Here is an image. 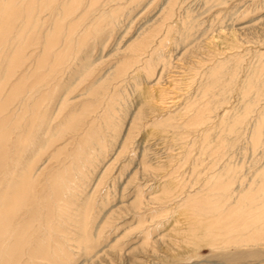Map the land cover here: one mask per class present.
<instances>
[{
  "label": "rangeland",
  "instance_id": "rangeland-1",
  "mask_svg": "<svg viewBox=\"0 0 264 264\" xmlns=\"http://www.w3.org/2000/svg\"><path fill=\"white\" fill-rule=\"evenodd\" d=\"M27 1L28 0H25L24 4H18L17 5L18 8L20 5H23V6H21V8L23 7L22 10H21V8H19V10L16 9L17 11L21 10L20 12H17V16L21 15V18H22L21 12L24 10V8H27L26 4L29 2V1L28 2ZM53 1H55V3ZM89 1L90 0H82V1L80 0V2H78V0H72V1H70V0H40L39 3H41L40 6L42 7V10H41L42 12L40 13L41 14L39 16L40 18L37 17L38 23H39L38 24L39 29L37 28L38 31H36V34H34V32H33L34 35H32V33H29V36H28V37L31 36V38L33 36H35V37H33L35 39L33 41L31 38H28L29 42L26 44L27 46H24V48L23 47L22 48L21 47L16 48L18 51L17 53L21 52L20 54L16 55V58L21 56L20 57L21 60H24V58H25V60H24L25 62L23 61L21 63V60H20V63L23 65L18 63V65H16V64L14 65L16 68L14 66H13L14 68L11 67V70L13 72L12 75H11L12 72H10V70H8L10 73L7 71V73H9L7 75L10 77V80H9V77H8V79L6 78L7 77V75H6L5 81L3 80V82H5V83H1L2 84L1 85L2 90H0V93H2L0 96V98L1 97L2 98L0 100L4 101V102L0 101L4 104L3 105L2 103H0V112H1L0 113V117H1L0 118V124H1V121L3 120V125H4V123H6L7 126L8 125L10 126V127L8 126V129H7L6 124L4 125L5 126L4 128H2V124L0 125V127H1L0 130H1V132L3 131L2 133L1 132L0 133L4 135L3 136L0 134V136L4 137V138L0 137V143L4 142V144H1L2 146L0 145V151H1L0 154H4V157L3 158L1 157V159L6 160V158H7V160H9V162H7V160L5 161V166L3 163H2L3 165L0 164V179L2 180V182L0 181V192H2V193L5 192V190H6L5 188L10 186L13 183L12 179H16V175H18L17 172H20V170L24 167L23 165L26 164L24 162L25 161L27 162V160H28V162H30L31 159L35 160V163H36L35 167L38 166V168H36V169H39V172H38L39 174L37 175L39 177L35 180V186L37 187V185H38V187L36 189H38V190L41 189V191L43 190V179H42L43 178V150L40 151L41 153H39L38 152L39 150L37 149V146H39V145L38 144L34 145L35 143H37V142H35V140L37 138L38 139L36 141H38V140L43 141V117H42L43 112H41V111H43V91H42L43 90V85H42L43 79L42 80L40 79V78H43V75L41 74V72H39L40 73L39 74L38 71L42 70V73H43V70H47L48 66H51L50 64L53 62L54 56H52L51 59L49 60V58L51 56V55H49V57H47L48 60L45 63H39L38 61H35V60L40 57V55L43 51V50L42 51H40V50L43 48L42 42L44 41V39L51 33V29H56V27H53V26H55V24L53 25L52 23H55L58 20L56 25H62V26H59L62 28H58V26H57V28L59 30L56 29V31L60 34L59 37H58L57 32H55V31L53 32L55 36L57 34V38H56L57 41H56V39L54 40L56 44H55V49H53L52 51L54 53V51L57 49V52H59L60 50H62L60 53L66 52L65 53L66 56L63 59L64 65L62 62L61 64H59V67L57 66V69L55 71V72H57L55 77L56 76L57 77L55 78L54 81H56L58 78L61 81H63V79L64 80L67 79L68 74L70 73L71 69L74 66L76 67L77 65H79L81 63L80 61H82V63H84V61H83L84 57L85 58L89 57V59L92 62L94 61L93 62L94 66H92L90 69V70L93 69V71H91V73L89 72L87 77H86V75L83 76L82 80L78 82V84L80 85L79 88H81V89L76 87L79 90L75 89V92L72 94V96L81 92L82 89H84L93 80H95L97 78H100V77L103 78L104 77V79H107L109 77V74L111 73V71L113 72L114 67L117 66L119 63H120V66H127L126 68L127 69L129 68V70H131L133 68V65H134L133 63L136 61V60L133 61L134 60L133 56L135 57L137 55L142 54L141 56L143 57L146 54V52L148 50H150V47H152V46L157 47L161 51V53L166 56L167 59H170L171 64L173 63L172 65H174V66L170 67V69H168V70L163 71L161 68V65H159L158 68L156 65V69L153 72H148L147 68L144 69V67H141V70L138 73V75L139 74L140 75L136 79L127 78L128 79L127 81H125L123 83H119V80L121 81V78H119V80L117 79L116 82L114 81L115 83H112L111 84L112 86H110V88L107 90V91L110 90L109 91L110 94L113 91V93L116 94L117 99L120 98V101H118V103L116 104L117 108H116V113H115L116 117L120 120V122H119L120 126L118 125V127L116 129L117 131L115 132V134L118 137V138H116V140L112 139L113 137H112L110 130L106 134L105 140L108 143L107 147L105 148L106 157L103 159V162L99 165V167H97L95 169V171H94L95 174H94L93 180L91 182H89L90 187H88V192H90L89 190H91V194H92V201L91 202L93 203L94 208L97 211L96 216L98 217V222H100L101 220H103L104 218L107 217L108 221L111 223V225L108 227V229H105L103 231L104 236L102 235V238L95 241L96 244H95V242H93V244H91L90 247H93L94 252L91 253L90 255L86 256V255H84V250H83L84 248H79L77 245H73V243L69 244V245L68 244L65 245L63 243L61 244V242L59 241V242H56L57 245L60 244V246L58 247L55 245V243H54L55 241L52 242L50 240L49 243L48 242L46 243L47 244V247H46V244L43 243V241L35 242V239L38 238L39 235H40L39 237H41V234L43 236V232H42V230H43V220H42L43 216H42V214L43 213L42 214L36 213V215H38V217L35 215L34 218L31 220V223H30L31 228L28 231L29 233L27 232L26 237H25V238H27L26 239L27 240L26 245H28V244L29 245H28V247H26L25 245L22 246V248H21L22 249V251H21L22 255L20 254V256L15 259V261H18V262H15L14 259H11V260L8 259L7 261L2 262V256H0V262H2L0 264H5V263L6 264H8V263L9 264H34V263L35 264H37V263H39V264H56V263L57 264H264V243L263 242L261 243V245L257 244V245H249V246H240L239 244L231 243V244H227L225 247H222V244L221 245L219 244V246H218L219 248L218 247L214 248V247L209 246V243L206 242L207 241L206 239H202V240L200 239L199 241H197L198 239L195 240V238H192L189 234L186 233V230H184L185 228L186 229L188 228L187 224L189 223V221H188L189 216L187 217L186 214H184V216H183L181 214L182 211L179 208L181 205V203L179 201L183 197H185L187 195H193L192 197H197V196L200 197L202 195V192L197 193V191L202 190V188L204 187L203 185L205 184L207 179L209 177L217 175L218 174L217 171L221 167H223L224 164L225 165L228 164L230 167L232 166V168L236 167L239 170L237 173L238 174L237 178L235 179L236 185L234 183L233 188L238 189L239 187L241 188V187H245L246 185H249L252 182L251 179L253 177L254 178L256 177V173L255 174L253 173L254 169H255V171H257L261 166H263L262 168L264 169V141H263L264 136L262 137L263 144L261 143L260 144L261 146L259 145L257 148H255L256 146L252 145L251 129L245 130L244 128L246 127V124H244L242 126L243 128L240 129V132L238 134H232V135L228 136V137H232L231 140H233L234 142L232 141L233 143H231L230 146H222L221 147L222 152H220V154H214V153H211L209 150H207V151L204 150L205 148L202 147L203 139L201 137L202 134L200 131H195V129L193 130V128H192V130H190L191 128L187 129L184 126H181L180 128L178 127V124L179 123L182 124L183 120H184L182 113H184V111L187 112V110L190 109L189 107H187L186 102H188L189 106L193 104V106L197 107V106L201 105L202 103L203 104L206 103L207 101L208 102H211V100L213 101V98L215 100L216 95H218L217 97L220 96V92H219L220 89L215 90V93H214L215 96L214 97H211V93H210V97H209V94L206 93L209 98L206 97V94L201 89L202 86H200V84L202 82H204V80H201L200 78H201V75H203V73H204V71H203L204 68H206L208 65H210V63H212L214 60H219V61L224 60V59L228 60L230 57L231 58L233 57L232 59L236 58L240 62L241 61L243 62L242 68L240 69L239 74H238V77L240 78V80H242L245 76L244 74H246L247 67L250 64H252L253 62L256 63V61H258L257 60L258 59L257 58L258 52H260L264 55V0H228L226 4H223L220 6H215L214 8L213 7L210 8L209 6H207V7L204 6L205 3L203 0H178L176 5H175V10H174V15H173L172 20H169L166 22H170V23L174 22L173 26H175L177 28L180 27V29H181L182 23L184 21L185 13H186V11L189 10V12L191 14L196 15L195 19H197V23L199 22L200 27H198V29L195 31L196 34L194 33V35L190 38V40H188L186 42L181 41V39H180L181 36H179L180 35L179 32H176V33H174L176 35H174L172 37L173 39L171 38L170 40H165V42L163 41L164 43H162L161 45L159 43H160L161 39L164 38V37L161 38V36H163L162 32H164V31L166 32V27L162 26V23H161L162 19L160 18V13H161L162 8L165 6L167 0H125V1L124 0H118V1L117 0H110V1L108 0L109 2H107L106 5L102 4L99 6V10H98L99 12L96 11L91 16L90 15H88V16L84 15L83 20L77 22L79 24V26L77 27L78 29L73 28L74 27L73 25H75L77 19L83 14V12H86L85 10H86V7H87ZM111 1L114 2L113 5H112ZM85 2H87V4ZM78 3H80V6H78ZM121 3H123V4L121 5ZM35 4H38L37 0H36ZM84 4H86V6ZM109 4L111 5V7L109 6ZM119 5H121V6H119ZM57 6H60V7H58V9H57ZM106 6H108L109 10L113 7L114 8H117V7L122 8L121 10H119L120 12L118 11L115 15V16H117L119 14L117 16L118 19L115 16L114 17L117 20L113 19V20H116V22L118 21V23L113 25V23H115V22L112 20V21H109L110 23L113 22L112 25L110 23H109L110 25L109 24L107 25L106 20H105L101 24L102 29L100 28V31H98V33H94L93 27L96 25V24L92 25L95 22L94 17L97 16L96 18H98L101 13H106V11L108 10ZM67 7H68V11H67ZM69 7L71 8V11H70ZM76 7H77V9H76ZM83 8H84V10H82ZM102 8H104V9H102ZM63 11H65V14H63ZM55 12L57 15H59V14L61 16L63 15V18L65 19V17H66L67 20L62 19L61 16H57V15H56L57 16V18H56V16L54 15ZM68 12L69 13L73 12V13L67 14ZM50 13H52V14H50ZM74 14H75V16H74L75 18L73 17ZM176 14H177V16H176ZM64 15H65V17H64ZM76 15L78 16L77 18H76ZM85 16L87 17V19L89 21L85 18ZM180 16H181V18H180ZM21 18L19 20L15 21L14 22L15 24L14 23L12 24L13 27H10V28L13 29L17 26L16 28L19 29L20 24H17V23H20ZM52 18H53V20H55V22L52 20ZM90 18L92 19L91 21H90ZM157 18L161 19V21L158 22ZM59 19H62V20L59 21ZM72 19H73V21H72ZM84 19H86L85 23L89 22V24L86 23V26L84 23ZM108 19L109 18H107V20ZM70 20H71V22H70ZM92 21H94V22H92ZM69 23H71V25ZM65 24H67L68 26ZM157 24H159L160 27ZM69 25H70V27H69ZM82 25H83V29H82ZM90 25H92V27ZM102 25H103V27H102ZM153 26H156V28L155 27L153 28ZM26 27L22 28V30H24L23 34L27 33ZM86 27L92 28V30L90 29L91 32L89 30H88V32H86V29H87ZM158 27L161 29H159ZM10 28H8V29H10ZM16 28L13 31H11L12 29H10L8 32L11 31V32L17 33ZM69 28L72 29V31H70ZM164 28H165V30H164ZM157 29H159L158 33H156V31H155ZM45 30L49 32L47 35H43V34L47 33ZM66 30L67 31L69 30V33ZM74 30H77V33L80 37L72 36V38H73L72 41L75 39V41H73V42L70 41L68 38L66 40V38L64 36L70 35L71 32H74ZM83 30H85V31H83ZM8 32L6 31L5 34H3V35H2V33L0 34V46H1L0 51L2 52V53H0V66H1L0 71L2 70V66H4L1 64L2 62H4L3 61L4 56L6 57V55L7 56H9V54L11 55V53L13 51L16 53V49H14L12 46L11 47L13 49L10 46H7V45H10V43H11V45H13V43L16 42L15 41L16 40V33L11 34V32H10L9 34H7ZM160 32L162 34H159ZM75 33H76V31L74 32L73 35L77 34V33L76 34ZM6 34H7V38L5 37ZM80 34H84L82 38H81L82 35H80ZM153 34H157V35L154 36ZM10 35H11V39H9ZM86 35H87V37H86ZM24 36H25V34H24ZM36 36L39 37V39ZM55 36H54V38H55ZM84 36L86 37L87 42L84 39ZM12 38L15 39L14 42H13ZM58 38H61L60 40H62V43H61V41H59ZM36 39L39 40V41L37 40V44L35 42ZM41 39H43V41ZM212 39H213V41H212ZM63 40H65V41H63ZM68 40L70 41V42H68L69 44L67 43ZM79 40H80V42H78ZM133 41L136 42L134 44L133 49L136 50V52H138V53H134L135 51L132 49H125V47L127 48V46ZM210 41L214 45H212L210 43ZM75 42H76V44L83 42L84 43L83 45L80 44L83 47V49L81 46H80L81 49L78 48L79 44L77 46L75 45V47H74L73 45L75 44ZM137 42H140V44ZM59 43H61V45ZM63 43H64V47H63L64 49H61L62 48L61 46H63ZM141 44H142V47H141ZM207 44H208V46H207ZM29 45H30V48L28 47ZM65 45H68V48H67L68 51L65 50L66 49ZM70 45L73 47H71ZM209 45L210 46L212 45V49L215 51V54H214L215 56L213 54L211 55V52L214 53V51L209 47ZM2 46H4V47L2 48ZM31 47L34 49H32ZM35 47H38V48H35ZM58 47L60 50L58 49ZM69 47H71V48H69ZM75 48L77 50L78 49L79 50L76 51ZM21 49H23V50H21ZM24 49H25V51H27V52H25V55L23 54ZM36 49H40L39 53H37L38 50H36ZM139 49H140V51H139ZM86 50H88V51H86ZM9 51H12V52H9ZM35 51H36V53H35ZM128 51L130 53L133 52L134 54L133 53L129 54ZM14 52H13V54H14ZM32 52H34V53H32ZM28 53H29V56L31 58L28 57ZM71 53H73V55ZM85 53H87V54H85ZM26 54H27V56H26ZM83 54H85V55H83ZM126 54H127L128 60H127ZM35 55H36V57L37 56L38 57L36 58ZM72 56H73V58H72ZM81 57H82V60H80ZM74 58H76V59H74ZM123 58H125L124 59L125 64L123 63L124 61H122ZM129 58H131V62H130ZM241 58H242V60H241ZM262 58H264V56H262ZM6 59H7V57H6ZM27 59H29V60H27ZM73 59H74V61L76 60L77 62L76 61L73 62ZM15 60H17V59H15ZM66 60L68 63L66 62ZM69 60L72 62H69ZM36 62H38V63L36 64ZM249 62H250V64H249ZM48 63H49V65H47ZM72 63H74V64L77 63V64L74 65ZM115 63H117V64H115ZM36 65H38V68H39L38 70L35 69ZM52 65H54V64H52ZM43 66H44V68H43ZM130 66H131V68H130ZM17 67H19V68H17ZM26 67H27V69H26ZM62 67L64 69L66 67L67 70L66 69L63 70ZM15 69H17V72ZM24 69L27 71L29 70V72H27V71L24 72ZM59 69L61 70L60 72H64V73H62V75L60 73L61 78L59 77V73H58ZM33 70H34V72H33ZM244 70H245V72L243 73ZM21 71L25 75L31 72L30 75L31 76L33 75L32 78L29 75L25 76L24 74H22ZM146 71L148 74L146 73ZM162 71L164 73V74L162 73L163 75L161 74ZM32 72H33V74H32ZM36 72L38 73V76H35L37 74ZM19 73H21L20 75L23 77V78H21V76H20L19 77L20 80L17 79V76H19ZM149 73L152 75L150 76ZM153 75L156 76L155 79H154ZM27 76L30 79H28ZM62 76H64V77L62 78ZM37 77L38 78L40 77L38 82H37V79H38ZM149 78H151V79H149ZM227 78H228V76H226V78L223 81H226ZM21 79L22 80L24 79L26 81V83H28V84L26 85L25 83H23ZM154 80H159V82L158 81L153 82ZM198 80H200V84H199ZM117 81H118L119 85L117 84ZM13 83L18 84V85L16 84L17 85L16 90L21 91V92L18 91V93H20L19 94L20 96H17L18 93L16 94L14 92L16 90L13 88H15L16 85L14 87ZM22 86L23 87L25 86V89L24 88L22 89ZM81 86H83V88ZM223 86H222L223 89L221 88V90L227 91L226 95L229 96L228 97L229 103L227 104V106L232 105L231 108L236 107L237 110L239 109L238 107L240 106V109H242V102H241L240 95L238 92V89L240 88V86L236 85V84H232L230 87V84L228 82L225 83V85H223ZM112 87H113V89H112ZM30 88L33 90L32 92H30L31 90H28ZM224 88H226V89H224ZM199 89H201V90H199ZM77 90H78V92H76ZM160 90L166 91V93L168 95L165 98H163L160 94V92H161ZM198 90H199V93H198ZM229 90H230V92H229ZM10 91L14 92V93H11ZM28 91L30 92L29 93L30 95H28L27 97L24 98L26 92H28ZM41 91H42V93H40ZM201 92L203 95L201 94ZM217 92H219V93H217ZM8 93L11 95H9ZM196 93H197V95H196ZM7 94L9 95V97H7L8 96ZM12 94H15L16 96H14ZM150 94L152 97L150 99H147V97H149ZM198 95H199V98H202V99H198V101H197ZM5 97H6V99L9 98L10 101L8 100L5 102V100H6V99H4ZM220 97L217 98L216 100L219 101ZM161 99H162V101H161ZM192 99H194V100H192ZM13 101H15V102H13ZM145 101L147 102V104H145ZM152 102L154 105H155V103H157V105H158V103H159V105L163 104V106H165L166 110L163 109V110H161L162 112H157V110H156V113L154 114L152 112L153 113V115H152L149 112L152 110L148 111L149 108H147L149 106V104ZM190 102H192V103H190ZM253 102H254V104L252 106L255 105L256 111H263L264 112V110H262V109H264V98L261 99L260 101L253 99ZM23 103H25V104L23 105ZM35 103H37V105L35 106V108H32L35 105ZM153 104H150V105H153ZM21 106L22 107L25 106L27 110L24 109L25 107L22 108ZM101 106L102 107H100L99 110H102L104 105H101ZM166 106H168L170 108V110L168 109V107L166 108ZM185 106L187 107L186 109H184ZM224 106H226V105H224ZM2 108H4L5 110L4 109L2 110ZM31 108H32V110H36V108H37L36 111L38 113L35 114L34 112H36V111H31ZM231 108H229L228 111H231ZM23 109H24V111H23ZM179 109H180V111H179ZM20 110H21V112H20ZM7 111L10 112V115H9V112H7ZM168 111H170V113L174 114V116L171 114L173 116V117H171V120H172V123L173 122L174 123L170 127H165V129H163V130L168 129L169 132H168V134H167V132H165L163 134L162 132H160L163 130L159 129L158 127L156 128L154 125L151 124V122H153L154 118H157L159 113H161V115H162V113H163V115H165V113H167ZM32 112L37 117V118L35 117L36 120L35 119L32 120V117L34 116ZM227 112H225V113H227ZM39 113H40V116L38 115ZM179 113H180V115H179ZM225 113L223 112V110H219L216 121H214L215 119L213 117L211 119V122H210V123H212V125L210 124L209 126L210 127H213V126L216 127L217 120L220 117H222L223 114H225ZM23 114L24 115L26 114V115L24 116ZM175 114H178L179 116H176ZM252 114H253V116L250 115V117L252 118V120H254L256 113H252ZM141 116H144L142 118V120H140ZM2 117L4 119H2ZM19 117H22V118H19ZM40 117L42 118V120ZM10 118L12 119V121L10 120ZM182 118H183V120H182ZM16 119L20 120V121H18L19 123H15V121H17ZM132 120H133V123H132ZM175 120H177V121H175ZM178 120H180V121H178ZM136 122L138 124L142 123V126L138 125ZM143 122L149 123V124H146V126H145V123H143ZM30 123L32 125H34L33 128H32ZM175 123H177V124H175ZM16 124H17L18 128H17ZM19 124L21 125V127L19 126ZM14 125L16 126V129H15ZM29 125L31 126V127H29L30 130L28 129ZM202 125H204V124H200L198 127L204 128ZM206 125H204V126H206ZM251 125H252V123H251ZM39 126H40V128H38ZM11 127L12 128L14 127V128L11 129ZM21 128H22V130H21ZM173 128H174V130L175 129L176 130L174 131ZM213 128L211 130L212 136L209 137V143L210 144L212 143L210 141L214 140L213 141L214 143L210 145L211 147H212V145L214 146V144L215 145L217 144V142H218L217 137L218 138L220 137L218 134H217L218 136L215 135L217 132L216 131L217 128L215 130ZM13 130H15V131H13ZM118 130H119V133H118ZM29 131H30V134L34 132L35 135H33L34 134L33 133L32 134L33 136H31V135L27 136L29 134ZM184 131L188 132L187 133L188 135ZM18 132L22 133V135L20 134L18 136L17 135V134H19ZM23 132H25V134H27V133L28 134L25 135V134H23ZM38 132L41 134H38ZM178 133H179L180 137H179ZM213 133H214V135H213ZM168 135L172 136L173 138H170V136L167 138L166 136H168ZM24 136L29 138V140L25 139ZM20 137L24 138L23 140H26V141L21 140ZM129 137H130V140H127V138H129ZM181 137L185 141L184 143H183V140L181 139ZM2 138H3V140H2ZM19 138H20L22 143L21 142L19 143V141H20ZM32 139H34L33 140L34 142L32 141L33 143L31 142ZM172 139H173V141H172ZM179 139H181V140H179ZM4 140H6V141H4ZM125 140H127V141L124 142ZM215 140H217V142ZM129 141H130V143H129ZM29 142H31V143H29ZM122 142L124 143L125 153L123 151H121V147L123 145ZM5 144H6V146H5ZM61 144L62 143H58L55 147H58ZM2 147H4L5 150ZM19 150H21V151H19ZM15 151H18L19 153H17L16 155H12V157L9 156V154L10 155L14 154ZM6 154H8V155L6 156ZM21 154H22V157L25 154L24 155L25 159L24 158L22 159ZM26 155H28V157L29 156L30 157L28 158ZM34 155H35V157H34ZM215 155L218 159L215 157ZM1 156H3V155H1ZM17 156H18V158L20 157L19 159H22L21 161H23V162L16 160V159H18ZM221 156H222V158H221ZM15 157H16V159H14ZM39 158H41V159H39ZM44 158L46 159L47 157L44 156ZM213 158H214V160H213ZM11 159H12V162H11ZM169 160H171V161L169 162ZM216 160H218V161H216ZM143 161H146V162L143 163ZM167 161H168V163H167ZM216 162H218V163H216ZM20 163H22V164L24 163V164L22 165ZM145 163H148V164L145 165ZM211 163H215V165L217 164L218 166L217 165L216 166L211 165ZM11 164H14V166H12ZM149 164L151 165V167ZM9 165H11L12 169L15 168V170H14V171H16V172H14L15 174L10 172L11 168H9ZM15 165H17V166H15ZM228 165L224 166V167H228ZM207 167H209V168H207ZM262 168H260V169H262ZM12 169H11V171H13ZM16 169H19V171ZM144 169H146V170H144ZM221 169H223V168H221ZM147 170H149V172ZM6 173H8V175ZM11 173L13 174V176ZM1 174L2 175L4 174V175L1 176ZM210 174H212V176ZM104 175L107 176V178L105 180L103 179L106 183L103 184L104 186L103 185L100 186V184H98V180L101 177H103ZM163 175H168L167 177H169V175L171 176V178L174 180L172 183V188H173V186L174 187L176 186L177 190L175 188H173L172 191L170 192L171 203L170 202L167 203L168 199L166 200L163 198V194L161 193V191L158 192L157 199L154 201V205L152 204L151 206L155 208V205H156V207L158 209L157 208H155V209H157L158 211L160 210L158 215L161 213L162 214L160 216L157 215L155 218H151V217L147 218L146 214L148 212L145 210V208L147 207L146 209H148L149 207H151L149 204V201L147 200L149 198L150 193L152 192V190H150V189H152V187H155V189L154 188L153 189L157 190L156 189L157 187L160 188V186L163 185V181H164ZM131 177L135 178V180L137 179L136 182L134 181V179L132 180ZM5 180H6V182H5ZM95 180H96V183H95ZM242 180H243V182L245 181L244 185H242L243 184ZM252 180H255V179H252ZM129 182H131V184ZM237 182L238 183L242 182V183L239 185ZM247 182H248V184H247ZM7 183L9 185H7ZM150 183H152V184H150ZM95 184H96V186H95ZM138 184H140L141 186L140 185L139 186L142 187V190H144L145 198L143 199L144 200L143 203L147 201L144 208L141 209L142 212H141V210H139L140 213L142 214V216L144 217V220H145L144 226H143L144 229H143V227L141 228L140 226H137L136 218L134 217V215H135L134 211L135 210H133L132 207L129 205L133 201L132 196L134 197L132 192L135 191ZM145 185H147V186H145ZM100 187H101V189H99ZM183 187L185 190L183 189ZM173 192H175V193L173 194ZM179 192H181L182 195L179 194ZM188 193H190V194H188ZM196 194H198V195H196ZM172 195H174L175 197ZM96 196H97V198H96ZM103 197L109 198L110 200L108 199L106 201L105 198H103ZM121 197H122V199H121ZM1 198H2V196L0 195V199ZM108 201H109V204L106 203ZM162 201H163V204H162ZM164 201L166 203H164ZM0 202H1V200H0ZM157 202H159V203H157ZM98 203H100V204H98ZM101 203H103L105 206ZM179 203H180V205H179ZM98 207H100L99 212H98ZM164 207H165V209H164ZM23 212H24L23 210L20 211L18 215H20V213H23ZM38 212H41V208L40 209L38 208ZM36 217H37V220H36ZM17 218H18V216H17ZM38 218H39V220H38ZM185 219L187 220L186 221L187 224H186V226L183 227V224L185 225V223H186V222H184ZM156 223H157V225H156ZM159 223H161V224H159ZM35 226H37V227H35ZM138 227H139V229H138ZM181 227H183V228H181ZM179 228L182 229L181 230L182 232L180 231ZM35 229H36V232H35ZM148 231H150V232H148ZM175 231H178V233ZM67 232H70V230H68ZM145 232H148L149 237H150L148 239L149 242H147V243L143 242V236L140 235V234L144 235ZM197 233L199 234L200 232L198 231ZM178 234H180V235H178ZM10 241L11 240H9V241L6 240L5 242L10 243ZM190 241L191 242L193 241V242L191 243ZM38 243L41 245H39ZM53 243H54V245H53ZM190 243L192 245H189ZM194 243H195V246L197 247V250H194V248H196V247H194ZM33 246L35 248L37 247L38 249H42L43 248L42 246H44L43 249H44V251L46 250V252H47L45 255L46 259L42 258V259H36V260L30 261V259H29L30 257L28 256V251ZM55 247H57V248L55 249ZM0 250H1V252H0V255H1L3 252V247H0ZM55 250H57V252H56L57 255H53V254H55L54 253ZM61 250L62 251L64 250L63 251L64 255L61 254L62 253ZM58 251H60V253ZM39 256L40 255H38V257ZM64 256H66V259ZM56 257H57V260H55ZM59 259H60V261H59Z\"/></svg>",
  "mask_w": 264,
  "mask_h": 264
},
{
  "label": "bare ground",
  "instance_id": "bare-ground-1",
  "mask_svg": "<svg viewBox=\"0 0 264 264\" xmlns=\"http://www.w3.org/2000/svg\"><path fill=\"white\" fill-rule=\"evenodd\" d=\"M28 1H27L28 3L26 4L27 8H24V10L21 12V14H22V18H21V15L17 16V12H20L22 10L23 7L21 8V6H23V5L19 6V8H21L20 11H17L16 9L19 10L17 5L18 4H24L25 0H0V34L2 33V35H3V34H5L6 31L8 32L10 29H12V28H10V27H13L12 24L21 18L20 23H17V24H20L19 29L16 28L17 26L15 27L17 29V33L11 32L15 28H13L10 31L11 34L16 33V40L14 38H12L13 42H14V40L16 42H14L15 44L13 43V45H11V43L9 42L10 45H7V46H10V47L12 46L14 49H16L17 47H21V48L23 47L24 48V46H27L26 44L29 42L28 38H31V36L28 37L29 33H32V35H34V34H36V31H38L37 28L39 27L38 26L39 23H38L37 17L40 18L39 16L41 15L40 13L42 12L41 11L42 7L40 6L41 3H39L40 0H37L38 4H35L36 0H28ZM70 1H72V0H70ZM109 1L108 0H90L87 7H86V10H85L86 12H83V14L77 19L75 25H73L74 26L73 28L78 29L77 27L79 26V24L77 22L83 20L84 15H87V16L90 15L91 16L94 12L99 10L100 5H102V4L106 5V3ZM177 1L178 0H167L165 6L161 10V13H160V18L162 19L161 23H162V26L166 27V32L164 31L165 32L164 33L161 31L163 33V36H161V38H163V37L164 38L161 39V41L159 43L160 45L162 43H164L165 40H170L174 35H176V34H174L176 32H179V34H180L179 36H181L180 37L181 41L186 42V41L190 40V38L194 35L195 31L198 29V27H200L199 22L197 23V19H195L196 15L191 14L189 12V10L186 11L185 17L183 16L184 21L182 23L181 29H180V27L177 28V27L173 26L174 22L173 23L166 22V21L172 20L173 15H174L175 5H176ZM203 1L205 3L204 6H206V7L209 6L210 8L211 7L214 8L215 6H220V5L226 4L228 0H203ZM53 2L55 3V1H53ZM78 2H80V0H78ZM85 3L87 4V2H85ZM113 3L114 2H112V5H113ZM86 4H84V5L86 6ZM122 4L123 3H121V5ZM121 5H119V6H121ZM78 6H80V3H78ZM109 6L111 7L110 4H109ZM58 7H60V6H57V9H58ZM106 7L108 9V6H106ZM69 9L71 11L70 7H69ZM76 9H77V7H76ZM102 9H104V8H102ZM121 9H122L121 7L120 8L119 7H117V8L113 7L110 10L108 9L106 11V13H101L100 15L98 14L99 15L98 18H96L97 16H95L94 17L95 19L94 18L93 19L95 22L96 21L97 22L95 23L94 21H92V22H94V24L91 23L92 25L96 24L93 27L94 33H98V31H100L101 24L105 20H106V24L108 25L110 23L109 21L116 19L115 17H117L119 14L117 16H115V15ZM82 10H84V8ZM67 11H68V7H67ZM70 13L68 12L67 14H70ZM50 14H52V13H50ZM63 14H65V11H63ZM54 15L55 16L57 15L56 12L54 13ZM57 16H61V15L59 14ZM57 16H56V18H57ZM74 16H75V14L73 15V17ZM176 16H177V14H176ZM61 17H62V19H64L63 15ZM64 17H65V15H64ZM77 17L78 16L76 15V18ZM85 18L87 19L86 16H85ZM107 18H109L110 20L109 19L107 20ZM180 18H181V16H180ZM62 19H59V21H61ZM65 19L67 20L66 17H65ZM86 19H84V23H85ZM117 19H118V17H117ZM161 19L157 18V21L159 22V21H161ZM52 20H53V18H52ZM91 20L92 19L90 18V21ZM116 20H113L115 22V23L112 22L113 25L118 23V21L116 22ZM53 21L55 22V20H53ZM72 21H73V19H72ZM57 22H58V20H57ZM57 22L52 23L53 25L55 24V26H53V27H56V29L62 28V27H59L62 25H56ZM70 22H71V20H70ZM86 23L89 24V22H86ZM86 23H85V26H86ZM112 23H110V24L112 25ZM69 24L71 25V23H69ZM65 25H67V24H65ZM70 25H69V27H70ZM92 25H90V26L92 27ZM157 25H159V24H157ZM57 26H58V28H57ZM25 27L27 29V33H24L25 34V36H24V34H23L24 30H22V28H25ZM102 27H103V25H102ZM154 27L156 28V26H153V28ZM159 27H160V25H159ZM8 28H10V29H8ZM86 28H87L86 32H88V30L90 31V29L92 30V28H88V27H86ZM56 29H51V33L47 36L48 38L46 37L44 39V41H43V39H41L43 41L42 42L43 48L41 50L40 49H36V50H38L37 53H39V50L40 51L43 50V51H42L39 58H37L38 56L36 57L37 54L35 55V57L37 58L35 61H38L39 63L47 62V60H48L47 57H49V55H51L49 60L51 59L52 56H54L53 62L52 63L50 62L51 66H48L47 70H43V73H42V70L38 71V73L41 72V74L43 75V78L39 77L41 80L43 79L42 80L43 82L41 81L43 83L42 84L43 85V90H42L43 91V111H41V112H43L42 113L43 114V116H42L43 117V141L41 140L42 141L41 142L38 140L39 141L38 142V141H36L38 139L37 138L35 140V142H37V143H35L34 145H36V144L39 145V146H37L39 153H41L40 151L43 150V178H42L43 179V190H42L43 192L41 191V189L40 190L36 189L38 187V185H37V187L35 186V180L39 177V176H37L39 174L38 173L39 169H36V168H38V166L35 167V164H36L35 160L31 159L30 162H28V160H27L28 163L24 160L25 161L24 163H26V164L23 163L24 164L23 165L22 163H20L24 167L20 170V172H17L18 175H16V179H12L13 183L10 186L5 188L6 190H5V192L3 191L4 193L0 192L1 193L0 195L2 196V198L0 199L1 200V202H0V247H3V252L0 256H2V262L7 261L8 259H10V260L14 259V261H15V259L17 257H19L21 254L22 246L25 245L26 247H28L29 244L26 245L27 244V240H26L27 238H25V237H26L27 232L31 228L30 223H31V220L36 215V213H40V214L43 213L42 214V216H43V219H42L43 220V230H42L43 236L41 234V237H39L40 236L39 235L38 238L35 239V242L43 241V243L46 244L47 242L49 243L51 240L52 242L55 241L54 243L58 247L60 246V244L57 245L56 242H59V241L61 242V244L63 243L65 245H67V244L69 245V244L73 243V245H77L79 248H84L83 249L84 255H86V256L90 255L91 253L94 252L93 247H90L91 244H93V242L102 238V235L104 234L103 231L105 229H108V227L111 225V223L108 221L107 217L103 219L104 221L101 220L100 222H98V217L96 216L97 211L95 210L94 205L91 202L92 201V194H91V190H89L90 192H88V187H90L89 182H91L93 180V177L95 174V172H94L95 169L97 167H99V165L103 162V159L106 157L105 148L108 145V143L105 140L106 134L110 130L112 137H113L112 139L116 140V138H118V137L115 134V132L117 131L116 129H117L119 122H120V120L116 117V114H115L116 108H117L116 104L118 103V101H120V98L117 99V96L115 93H113V91L110 94V92H109L110 90L109 91H107V90L110 88V86H112L111 84L115 83L117 79L119 80V78H121V81L119 80V83H123V82L127 81L128 80L127 78L136 79L140 75V74L138 75V73L140 72L141 67H144V69L147 68L148 72H153L156 69V65H157V68L159 67V65H161V68L163 71L168 70V69H170V67L174 66V65H172L173 63L171 64L170 59H167L166 56L164 54H162L161 51L157 47H154V46L150 47L149 46L150 50H148L143 57L141 56L142 54L137 55L135 57L133 56V58H134L133 61H135V60L136 61L133 63L135 66L133 65V68L131 70H129V68L127 69L126 68L127 66H120V63H119L117 66L114 67L113 72L111 71V73L109 74V77L107 79H104V77L103 78L102 77L97 78V79L93 80L84 89H82L81 92L72 96V94L75 92V89H78L80 87L78 82L82 80L83 76L86 75V77H87L89 72L91 73V71H93V69L92 70H90V69L92 66H94L93 65L94 61L92 62L89 59V57L85 58L83 56L84 57V60H83L84 63H82V61H80L81 63L79 65H77L76 67L74 66L71 69V71L68 69L70 71V73L68 74L67 79H65V80L63 79V81H61L58 78L56 81H54L55 78L57 77V76L55 77V75L57 73V72H55L57 69V66L59 67V64H61L63 62V59L66 56V54H65L66 52L60 53L62 50H60L59 47H58V49L60 50V51L58 50L59 52H57V49L55 50L56 52L54 51V53L52 51L53 49H55V44H56L54 40L57 38V34L55 36L53 33L54 31L57 32ZM82 29H83V25H82ZM159 29H161V28H159ZM159 29H157L158 31L155 30L156 33L159 32ZM164 30H165V28H164ZM70 31H72V29H70ZM75 31L77 33V30H74V32ZM83 31H85V30H83ZM10 32H8L7 34H9ZM33 32H34V34H33ZM46 32L47 33L44 32L45 34H43V35H47L49 33L48 31H46ZM67 32L69 33V30ZM74 32H71L70 35L64 36L66 38V40L68 38L70 41H72V39H73L72 36L80 37L78 35V33L77 34L75 33L76 35H73ZM161 32L159 34H162ZM7 34L5 36L6 38H7ZM84 34H80V35H82L81 38L83 37ZM59 35L60 34L58 33V37H59ZM153 35L156 36L157 34H153ZM54 36H55V38H54ZM33 37H35V36H33ZM33 37L31 39L34 41L35 38H33ZM86 37H87V35H86ZM86 37L84 36L85 40H86ZM37 38L39 39V37H37ZM9 39H11V35H10ZM38 39H36V41H35L36 44H37ZM58 39L62 43V40H60L61 38H58ZM69 40L67 41V43L70 42ZM56 41H57V39H56ZM63 41H65V40H63ZM73 41H75V39ZM212 41H213V39H212ZM78 42H80V40ZM86 42H87V40H86ZM61 43H59V44L61 45ZM135 43L136 42L133 41L129 45L127 44L128 46L126 45L127 48L125 47V49L134 50L133 48H134ZM137 43L140 44V42H137ZM210 43L212 44L211 41H210ZM78 44H79L78 48H80V46H81L80 44L83 45L84 43L82 42V43H78ZM78 44H76V42H75V44L73 46L75 47V45L77 46ZM212 45H214V44H212ZM212 45L211 46L209 45V47L211 49H212ZM65 46H66L65 50H67L68 45H65ZM73 46H71V47H73ZM207 46H208V44H207ZM3 47L4 46H2V48ZM28 47L30 48V45ZM61 47H62L61 49H64L63 48L64 43H63V46H61ZM71 47H69V48H71ZM141 47H142V44H141ZM35 48H38V47H35ZM32 49H34V48H32ZM82 49H83V47H82ZM21 50H23V49H21ZM78 50L76 49V51H78ZM86 51H88V50H86ZM134 51H135L134 53H138V52H136V50H134ZM139 51H140V49H139ZM9 52H12V51H9ZM13 52L11 53V55L9 54V56L6 55L7 59L3 55L4 56V59H3L4 62H2L1 64L4 66H2V70L0 71V90H2L1 89V85H2L1 83H5V82H3V80L5 81L6 78L8 79L9 76L7 74L12 72L11 67L14 68L15 64L18 65V63H20V60H21L20 57L21 56L19 55L20 57L16 58V55L20 54L21 52L17 53L18 52L17 49H16V53L14 52V54H13ZM23 52H24L23 54L25 55V52H27V51H25V49H24ZM0 53H2V52L0 51ZM32 53H34V52H32ZM35 53H36V51H35ZM128 53L132 54L133 52L130 53L128 51ZM71 54L73 55V53H71ZM85 54H87V53H85ZM85 54H83V55H85ZM127 54H126V57H127ZM212 54L214 55L215 51H214V53L211 52V55ZM26 56H27V54H26ZM262 56H264V55L262 53L258 52V56H257L258 61H256V63H254L252 61L253 62L252 64H250V62H249L250 65L247 67L246 74H244L245 76L242 80H240V78L238 77V74H239L240 69L242 68L243 62L241 61L242 62L241 63L236 58L232 59L233 57L232 58L228 57L229 58L228 60L227 59L220 60V61L214 60L212 63H210V65L207 64L208 66L203 69L204 73H203V75H201L200 79L204 80V82H202L200 84V80H198L200 86H202L201 89L203 90V92L205 94L206 93L209 94V97H210V93H211V97H214L215 96V94H214L215 90L220 89V91H219L220 96H221V97L219 96L220 100L219 101L216 100L217 98H219V97H217L218 95H216L215 100H214V98H213V101L211 100V102H208L206 100L207 101L206 103H204V104L202 103L201 105H199L197 107L193 106V104L189 106L188 102H186L187 107H189L190 109L187 110V112L184 111V113H182L183 115L181 114L184 117V120L182 118L183 123L182 124L179 123L178 127L180 128L181 126H184L187 129L191 128L190 130H192V128H193V130L195 129V131H200L202 134L201 137L203 139L202 147L205 148L204 150H206V151L209 150L211 153H214V154H220V152H222V150H221L222 146H230L231 143L234 142L233 140H231L232 137H228V136H230L232 134H238L240 132V129L243 128L242 126L244 124H246V127L244 128L245 130L251 129L252 145L256 146L255 148H257L261 143L263 144L262 137L264 136V112L263 111H256L255 105L252 106L254 104L253 99L260 101L261 99L264 98V58H262ZM28 57L31 58L29 56V53H28ZM72 58H73V56H72ZM76 58H74V59H76ZM15 59H17L18 61ZM74 59H73V62L76 61V60L74 61ZM124 59L125 58H123L122 61H124ZM129 59L131 62V58H129ZM24 60H25V58H24ZM24 60H21V63ZM27 60H29V59H27ZM80 60H82V57ZM127 60H128V57H127ZM241 60H242V58H241ZM38 62H36V64ZM66 62H67V60H66ZM69 62H72V61L69 60ZM123 63L125 64V61ZM52 64H54V65H52ZM72 64H74V63H72ZM75 64H77V63H75ZM115 64H117V63H115ZM21 65H23V64H21ZM38 65H36V68H35L37 70L39 69ZM47 65H49V63ZM63 65H64V62H63ZM66 67H65V69L67 70L68 67L67 68ZM17 68H19V67H17ZM43 68H44V66H43ZM130 68H131V66H130ZM0 69H1V66H0ZM26 69H27V67H26ZM62 69L65 70L63 67H62ZM8 70H10V72ZM15 70L17 72V69H15ZM34 70H33V72H34ZM7 71L9 73H7ZM25 71H27V70L24 69V72ZM60 71L61 70L59 69V72H58L59 77H60V73H61V75H62V73H64V72H60ZM147 71H146V73H147ZM163 71L161 72V74L163 73ZM27 72H29V70ZM33 72H32V74H33ZM244 72H245V70L243 71V73ZM30 73H28L26 75L31 76ZM38 73L35 76H38ZM12 74H13V72L11 73V75ZM20 74L21 73H19V76H17L18 80H20L19 79V77L21 76ZM22 74H24V73L22 72ZM6 75H7V77H6ZM151 75L152 74H150V76ZM32 76H31V78H32ZM226 76H228L226 81L230 84V87L232 84H236V85L240 86V88L238 89L240 99L242 102V109H240V106L238 105L239 106L238 108L240 110L239 109L237 110L236 107L231 108L232 105L227 106V104L229 103V100H228L229 96L226 95L227 91L221 90V88L223 89V87H224L223 85H225V83H227L226 81H223L226 78ZM63 77L64 76H62V78ZM153 77H154V79L156 78L155 75H153ZM21 78H23V77L21 76ZM27 78H28V76H27ZM39 78L37 79V82H38ZM24 79L23 80L21 79V80L23 83H25L27 85L28 83H26V81ZM28 79H30V78H28ZM149 79H151V78H149ZM9 80H10V77H9ZM157 81L159 82V80H154L153 82H157ZM16 84H14V87ZM117 84H118V81H117ZM17 85L13 89L16 90ZM76 87H78V88H76ZM81 87L83 88V86H81ZM23 88L25 89V86L24 87L22 86V89ZM79 89H81V88H79ZM112 89H113V87H112ZM201 89H199V90H201ZM224 89H226V88H224ZM28 90H31L30 92L33 91L31 88ZM78 90L76 92H78ZM199 90H198V93H199ZM16 91H14V92L17 94L18 91H20V90H16ZM42 91L40 93H42ZM14 92H11V93H14ZM30 92L29 91L26 92L24 98L27 97L28 95H30L29 94ZM219 92H217V93H219ZM229 92H230V90H229ZM1 94L2 93H0V96H1ZM19 94L20 93H18L17 96H20ZM160 94L163 98H165L168 95L166 93V91H161ZM201 94H202V92H201ZM207 94H206V97H208ZM9 95H11V94H9ZM9 95L7 97H9ZM12 95L16 96L15 94H12ZM196 95H197V93H196ZM199 95H198L197 101H198V99H202V98H199ZM151 97L152 96L150 94V96L147 97V99H150ZM4 99H6V97ZM8 100H9V98L6 99L5 102ZM192 100H194V99H192ZM0 101H2V100H0ZM15 101H13V102H15ZM161 101H162V99H161ZM2 102H4V101H2ZM2 102H0V103H2ZM190 103H192V102H190ZM24 104L25 103H23V105ZM145 104H147L146 101H145ZM150 104H153V102ZM150 104L148 107L147 106L146 107L149 108L148 111L152 110V111H149L152 115H153V113L154 114L156 113V110H157V112H162L161 110L165 109V106H163V104H160V105H159V103H158V105H157V103H155V105L154 104L150 105ZM36 105H37V103H35V105L32 108H35ZM101 105H104L103 109L99 110L100 107H102ZM224 105H226V106H224ZM23 107H25V106H23ZM167 107L168 106H166V108ZM187 107L185 106L184 109H186ZM32 108H31V111L37 110V108H36V110H32ZM229 108H231V111H228ZM3 109L4 108H2V110ZM24 109H26V107ZM24 109H23V111H24ZM168 109L170 110L169 107H168ZM219 110H223L224 113L227 111L228 112L223 114V116L217 120L216 127H214V126H213L214 128L210 127L209 125L210 124L212 125V123H210L211 119L214 117V119H215L214 121H216ZM262 110H264V109H262ZM179 111H180V109H179ZM7 112H9V111H7ZM20 112H21V110H20ZM34 113L37 114L38 112L36 111ZM34 113H33V115H34ZM40 113L38 114L39 116H40ZM169 113H170V111L165 113V115H163V113H162L163 116L161 115V113H159L161 116L157 113L158 114L157 118H154L153 122H151V124L154 125L156 128L158 127L161 130L165 129V127L172 126V124L174 122L172 123L171 117H173L174 114H172V113L169 114ZM252 113H256L254 120H252V118L250 117V115L253 116ZM9 115H10V112H9ZM175 115L179 116L180 113H179V115L178 114H175ZM3 117H2V119H4ZM35 117L36 116L34 115L32 117V120H34ZM143 117L144 116H141L140 120H142ZM19 118H22V117H19ZM10 120L12 121L11 118H10ZM16 120L17 121L14 120L15 123H19L18 121H20V120H18V119H16ZM41 120H42V118H41ZM175 121H177V120H175ZM178 121H180V120H178ZM132 123H133V120H132ZM143 123H145V122H143ZM251 123H252V125H251ZM1 124H2V128H4L5 127L4 125L6 123H4V125H3V120H2ZM146 124H149V123H145V126H146ZM175 124H177V123H175ZM200 124H204V125L207 124V125L206 126L202 125L204 128H200V127H198ZM138 125L142 126V123L138 124ZM6 126H7V124H6ZM8 126H7V129H8ZM16 126H17V124H16ZM16 126L14 125L15 129H16ZM19 126L21 127L20 124H19ZM31 126H32V128L34 127V125H32V124H31ZM31 126L30 125L28 126L29 130H30L29 127H31ZM13 128L11 127V129H13ZM17 128H18V126H17ZM38 128H40V126ZM212 128L214 130L217 128V130H216L217 132L215 135L218 134L220 137L219 138L217 137L218 142H217V140H215L217 142V144L216 145L214 144V146L212 145V147H211L210 145L214 143L213 139H212L213 141H210L212 143L211 144L209 143V137L212 136L211 135L212 134L211 133ZM0 129H1V127H0ZM21 130H22V128H21ZM173 130H174V128H173ZM13 131H15V130H13ZM0 132H1V130H0ZM20 132H18L19 133V134H17L18 136L20 134L22 135V133H20ZM160 132H162L163 134L165 132H167V134H168L169 130L166 129V130H163ZM184 132H186V131H184ZM33 133L30 134V131H29V134L27 133L28 134L27 135V134H25V132H23V134H25L27 136L35 135V133L34 134ZM118 133H119V130H118ZM187 133L188 132H186V134ZM38 134H41V133L38 132ZM1 135H3V134H1ZM178 135H179V133H178ZM213 135H214V133H213ZM3 136H0V137H3ZM169 136L170 135H168L166 137L168 138ZM24 137H25V139L29 140V138H27L26 136H24ZM179 137H180V135H179ZM3 138H2V140H3ZM20 138H21V140L24 139L22 137H20ZM20 138H19V140H20ZM170 138H173V137L170 136ZM181 139L183 140L182 137H181ZM181 139H179V140H181ZM6 140H4V141H6ZM21 140L19 141V143L21 142ZM33 140L34 139H32L31 142ZM127 140H130V137L127 138ZM127 140H125L124 142H126ZM23 141H26V140H23ZM172 141H173V139H172ZM31 142H29V143H31ZM184 142L185 141L183 140V143ZM58 143H62V144L59 145L58 147H55ZM129 143H130V141H129ZM1 144H4V142L0 143V145ZM5 146H6V144H5ZM2 148H4V147H2ZM124 148L125 147H124V143H123V145L121 147V151H123L125 153ZM4 150H5V148H4ZM19 151H21V150H19ZM0 153H1V151H0ZM17 153H19V152L15 151L14 154H11V155L9 154V156L12 157V155H16ZM1 155H3V156H1ZM7 155L8 154H6V156ZM24 155L22 157V154H21L22 159L25 157ZM26 156L28 157V155H26ZM44 156H46L47 158L45 159ZM1 157L3 158L4 154H0V162H1L0 164L3 163L5 166V161L7 160V158H6V160H4V159H1ZM34 157H35V155H34ZM215 157H216V155H215ZM17 158H18V156H17ZM19 158L16 159V157H15L14 159L21 161L22 159H19ZM221 158H222V156H221ZM39 159H41V158H39ZM213 160H214V158H213ZM170 161L171 160H169V162ZM216 161H218V160H216ZM7 162H9V160H7ZM11 162H12V159H11ZM21 162H23V161H21ZM144 162H146V161H143V163ZM167 163H168V161H167ZM216 163H218V162H216ZM146 164H148V163H145V165ZM11 165L14 166V164H11ZM11 165H9V168H11ZM211 165H215V163H211ZM227 165L224 164L223 167H221L223 169L220 168L217 171V173H218L217 175L212 176V174H210L212 177H209L208 179L206 178L207 181L205 182L204 185L202 184L204 186L202 188V190L197 191V193L202 192V195L200 194L201 195L200 197H198V196L192 197L193 195H187L179 201L181 203V205L179 203V205H180L179 208L182 211L181 214L183 216H184V214H186L187 217L189 216L188 217V221H189L188 224L186 222L187 220L186 219L184 220V222H186V223H185V225L183 224V227L186 226V224L188 225L187 226L188 228L187 229L185 228L184 230H186V233L189 234L192 238H195V240L198 239L197 241H199L200 239L201 240L206 239L207 240L206 242L209 243V246L214 247V248H217L219 246V244L220 245L222 244V247H225L227 244H231V243L239 244L240 246H249V245H257V244L261 245L262 242L264 243V169L262 168L263 166L260 167L262 169H260V168L258 170L256 169L257 171H255V169H254L255 172L253 171V173L254 174L256 173V177L254 178L252 176L253 177L252 179H255V180L251 179L252 182L249 185H246L245 187H241V188L239 187L238 189H236V188H233V185L235 183V179L237 178V175H238L237 173L239 170L236 167L232 168V166L230 167L229 165H228V167H224ZM15 166H17V165H15ZM150 167H151V165H150ZM207 168H209V167H207ZM11 169H10V172H12V173L16 172V171H14L15 168L12 169L13 171H11ZM16 170L19 171V169H16ZM144 170H146V169H144ZM147 171L149 172V170H147ZM6 174L8 175V173H6ZM3 175L1 174V176H3ZM12 176H13V174H12ZM163 176H164L163 185L162 186L159 185L160 188L157 187L156 188L157 190H154L155 187H152V189H150V190H152V192L150 193L149 198L147 199L149 201L150 206L152 204L154 205V201L157 199V194L160 191L163 194V198L166 200L168 199L167 203H169V202L171 203L170 192L172 191L173 188H175L177 190L176 186L175 187L173 186V188H172V183L174 180L171 178V176L170 175H169V177H167L168 175H163ZM106 178H107V176H105V175L103 177H101L98 180V184H100V186H102L104 183H106L104 181ZM131 178H132V180L134 179V181L136 182L137 179L135 180V178H133V177H131ZM0 181L2 182L1 179H0ZM5 182H6V180H5ZM131 182H129V183L131 184ZM242 182H243V180H242ZM242 182H240L238 184L240 185ZM244 182L242 185H244ZM95 183H96V180H95ZM150 184H152V183H150ZM247 184H248V182H247ZM7 185H9V184L7 183ZM139 185L140 184H138L135 191H133L134 193L132 192L134 197L132 196L133 201L129 205L132 207L133 210H135L134 211L135 212L134 217L136 218L137 226H140L142 228L144 226L145 220H144V217L142 216V214L140 213L139 210L144 208L147 201L143 203V201H144L143 199L145 198L144 190H142V187H140L141 185L140 186ZM235 185H236V183H235ZM95 186H96V184H95ZM145 186H147V185H145ZM99 189H101V187ZM183 189H184V187H183ZM174 193L175 192H173V194ZM179 194L182 195L181 192H179ZM188 194H190V193H188ZM196 195H198V194H196ZM172 196H174V195H172ZM96 198H97V196H96ZM103 198H105V197H103ZM108 199L109 198H105L106 201ZM121 199H122V197H121ZM106 203L109 204V201ZM157 203H159V202H157ZM164 203H166V202L164 201ZM98 204H100V203H98ZM101 204H103V203H101ZM162 204H163V201H162ZM38 208L39 209L41 208V212H38ZM146 208H145V210L148 212L147 213L148 215L146 214L147 218L148 217L155 218L160 211V210L159 211L157 210L158 208L156 207V205H155V208H157V209H155L152 206L149 207L148 209H146ZM164 209H165V207H164ZM22 210L24 212L20 213V215H18L19 212ZM99 210H100V207H98V212H99ZM141 212H142V210H141ZM161 214H159L158 216H160ZM17 216H18V218H17ZM36 216L38 217V215H36ZM37 217H36V220H37ZM38 220H39V218H38ZM157 223H156V225H157ZM159 224H161V223H159ZM35 227H37V226H35ZM183 227H181V228H183ZM138 229H139V227H138ZM143 229H144V227H143ZM68 230H70V232H67ZM181 230L182 229H180V231ZM198 231L200 232L199 234L197 233ZM35 232H36V229H35ZM148 232H150V231H148ZM148 232H145V234L143 233L144 235L140 234L141 236H143V242H146V243L149 242L148 239L150 237H149ZM175 232L178 233V231H175ZM178 235H180V234H178ZM6 240H8V241L11 240V241H10V243L8 242L9 243L8 244L7 242H5ZM54 243H53V245H54ZM191 243L189 245H192ZM95 244H96V242H95ZM39 245H41V244H39ZM44 246H42V247L44 248ZM46 247H47V244H46ZM194 247H196L195 243H194ZM43 248L38 249L37 247L35 248L33 246L30 250L28 249L29 250L28 256L30 257L29 258L30 261L36 260V259H42V258L46 259L45 255L47 252H46V250L44 251ZM56 248L57 247H55V249ZM194 250H197V247L194 248ZM63 251L61 253L62 255H64ZM0 252H1V250H0ZM56 252H57V250H55V252H54L55 254H53V255H57ZM58 252L60 253V251H58ZM38 255H40V256L38 257ZM57 257L55 258V260H57ZM64 257L66 259V256H64ZM59 261H60V259H59ZM2 262H0V263H2ZM15 262H18V261H15ZM37 264H39V263H37Z\"/></svg>",
  "mask_w": 264,
  "mask_h": 264
}]
</instances>
